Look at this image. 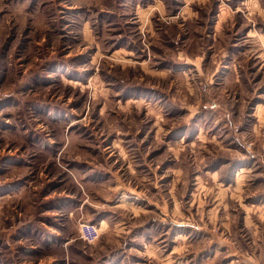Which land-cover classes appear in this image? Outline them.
Returning a JSON list of instances; mask_svg holds the SVG:
<instances>
[{"label":"rangeland","instance_id":"rangeland-1","mask_svg":"<svg viewBox=\"0 0 264 264\" xmlns=\"http://www.w3.org/2000/svg\"><path fill=\"white\" fill-rule=\"evenodd\" d=\"M0 264H264V0H0Z\"/></svg>","mask_w":264,"mask_h":264},{"label":"built area","instance_id":"built-area-1","mask_svg":"<svg viewBox=\"0 0 264 264\" xmlns=\"http://www.w3.org/2000/svg\"><path fill=\"white\" fill-rule=\"evenodd\" d=\"M79 235L86 242L93 243L101 235L100 226L96 223L82 222L79 226Z\"/></svg>","mask_w":264,"mask_h":264}]
</instances>
